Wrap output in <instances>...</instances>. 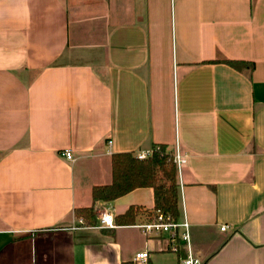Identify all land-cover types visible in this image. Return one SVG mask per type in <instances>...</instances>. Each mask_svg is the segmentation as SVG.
<instances>
[{
    "label": "crops",
    "instance_id": "crops-1",
    "mask_svg": "<svg viewBox=\"0 0 264 264\" xmlns=\"http://www.w3.org/2000/svg\"><path fill=\"white\" fill-rule=\"evenodd\" d=\"M158 144L185 157L191 252L264 264V0H0V264H177L166 237L74 212L114 153ZM153 204L145 187L94 210Z\"/></svg>",
    "mask_w": 264,
    "mask_h": 264
},
{
    "label": "trees",
    "instance_id": "trees-1",
    "mask_svg": "<svg viewBox=\"0 0 264 264\" xmlns=\"http://www.w3.org/2000/svg\"><path fill=\"white\" fill-rule=\"evenodd\" d=\"M222 63L237 71L252 68L253 63L248 61L230 59L222 60ZM152 154L142 160L137 159L131 152L114 153L111 156V183L94 186L91 190L93 203L86 207L74 209L77 218H82L87 226L97 225L94 211V203L97 201H113L136 188L149 187L152 189L153 207L143 209L139 206H131L125 213L114 217L115 225H131L138 213L143 210L147 214L154 211H162L176 221L179 219L178 209L179 189L177 179V166L173 163V152L165 145H153ZM113 230V229H111ZM181 249L178 251L181 255ZM148 264V263H147Z\"/></svg>",
    "mask_w": 264,
    "mask_h": 264
},
{
    "label": "built area",
    "instance_id": "built-area-1",
    "mask_svg": "<svg viewBox=\"0 0 264 264\" xmlns=\"http://www.w3.org/2000/svg\"><path fill=\"white\" fill-rule=\"evenodd\" d=\"M152 149H144V151H138L134 155L137 159H144L152 154ZM62 155L65 156L67 160L73 159V153L70 150H64ZM185 160L184 155L176 149L173 154V163L176 164L179 170L183 165ZM137 221L132 224L134 227L138 228L142 235L147 238H165L167 239V249L169 252L178 254L181 249L185 254L184 256H179L177 264H202L201 259L196 257L194 253L191 252V238H190V224L186 220H176L174 221L171 216L166 215L162 211H154L150 214L138 213ZM79 223H83L82 218L79 219ZM97 226L99 228H109L114 229L117 227L114 223V216L109 211H104L98 218ZM227 229V225L223 224L220 226V231ZM130 264H147L149 254L148 251H139L134 254Z\"/></svg>",
    "mask_w": 264,
    "mask_h": 264
},
{
    "label": "rangeland",
    "instance_id": "rangeland-1",
    "mask_svg": "<svg viewBox=\"0 0 264 264\" xmlns=\"http://www.w3.org/2000/svg\"><path fill=\"white\" fill-rule=\"evenodd\" d=\"M94 211H95V210H94ZM102 212H104V211H101V212H99V211L96 212V211H95L97 221H98V218L100 217V215H101ZM139 213L146 214L145 211H143V210H141Z\"/></svg>",
    "mask_w": 264,
    "mask_h": 264
}]
</instances>
